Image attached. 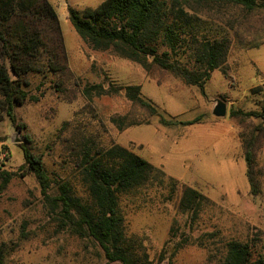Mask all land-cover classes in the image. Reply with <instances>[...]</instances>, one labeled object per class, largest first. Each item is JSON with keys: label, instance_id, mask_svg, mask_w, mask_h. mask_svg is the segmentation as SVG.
Masks as SVG:
<instances>
[{"label": "rangeland", "instance_id": "rangeland-1", "mask_svg": "<svg viewBox=\"0 0 264 264\" xmlns=\"http://www.w3.org/2000/svg\"><path fill=\"white\" fill-rule=\"evenodd\" d=\"M48 1L57 13L72 76L64 78L61 92L47 80L40 90L33 85L30 94L38 100L15 108L18 126L6 116L0 119V160L14 173L0 192L3 264H121L108 262L96 242L67 227L43 198L35 176L21 167V144H26L52 177L70 180L85 200L75 161L85 136L99 145L126 147L214 203L191 223L173 199L166 193L156 195L153 187L123 194L120 206L127 237L140 254L147 255V264H168L170 257L173 264H215L225 251L224 241L230 239L264 252V134L259 129L264 119L231 114L264 109V9L244 11L226 3L197 6L221 12L228 26L235 28L225 69L211 73L202 93L170 71L143 68L112 46L100 50L87 45L73 28L68 8H95L103 0ZM95 83L107 89L138 85L157 112L151 114L130 101L123 89L85 95L83 88ZM218 99L226 104L222 117L212 114ZM123 115L134 123L120 129L110 118ZM169 116L181 122L199 120L160 123L161 117ZM247 145L260 174L255 194L246 176ZM56 192L53 188L52 194Z\"/></svg>", "mask_w": 264, "mask_h": 264}, {"label": "trees", "instance_id": "trees-1", "mask_svg": "<svg viewBox=\"0 0 264 264\" xmlns=\"http://www.w3.org/2000/svg\"><path fill=\"white\" fill-rule=\"evenodd\" d=\"M226 3L244 11L264 9V0H103L97 7L81 11L68 8V18L78 36L93 49L111 46L122 56L143 68L158 67L170 71L185 84L204 86L215 69L224 70L235 28L228 26L221 12L201 11L197 6ZM225 73V71H224ZM71 77L63 36L57 13L48 0H0V119L6 116L16 126L14 110L27 101H37L30 94L46 84L61 92L64 78ZM38 79V81H36ZM124 90L133 103L157 112V106L145 98L138 85L106 88L102 83L86 85L83 93L108 95ZM232 115L256 116L260 112L231 111ZM175 117H161L165 126L177 123ZM120 129L134 122L127 116L111 117ZM264 134V126L259 128ZM75 161L87 197L81 200L70 180L52 177L39 157L21 144L26 173L31 172L43 198L65 225L81 238H91L98 244L108 262L147 264V255L140 254L134 241L127 237L121 197L143 186L155 188V194L167 195L175 201L179 212L194 222L213 201L198 189L180 183L145 158L118 144L99 145L84 137ZM246 176L253 194L258 191L260 174L254 170L250 145L244 153ZM0 160V192L14 173L3 168ZM56 188V194H52ZM181 246V244H179ZM225 251L215 264H264V252L254 251L248 243L234 239L224 241ZM4 252L0 249V264ZM168 264H173L171 257Z\"/></svg>", "mask_w": 264, "mask_h": 264}, {"label": "water", "instance_id": "water-1", "mask_svg": "<svg viewBox=\"0 0 264 264\" xmlns=\"http://www.w3.org/2000/svg\"><path fill=\"white\" fill-rule=\"evenodd\" d=\"M212 114L217 117H222L226 114V104L221 100H216L212 108Z\"/></svg>", "mask_w": 264, "mask_h": 264}]
</instances>
